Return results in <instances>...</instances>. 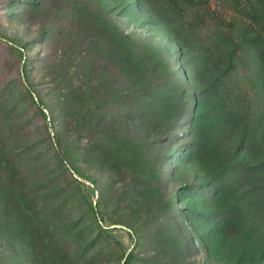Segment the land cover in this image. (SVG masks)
Here are the masks:
<instances>
[{"label": "rangeland", "instance_id": "rangeland-1", "mask_svg": "<svg viewBox=\"0 0 264 264\" xmlns=\"http://www.w3.org/2000/svg\"><path fill=\"white\" fill-rule=\"evenodd\" d=\"M217 60L143 0H0V264H264V174L236 169L258 74L243 53L201 92Z\"/></svg>", "mask_w": 264, "mask_h": 264}, {"label": "trees", "instance_id": "trees-1", "mask_svg": "<svg viewBox=\"0 0 264 264\" xmlns=\"http://www.w3.org/2000/svg\"><path fill=\"white\" fill-rule=\"evenodd\" d=\"M143 1L156 19L169 28L174 39L183 47L193 51L202 63H208L216 56H218V62H225L216 76L203 83L201 92L219 83V79L239 66L243 53L247 55L250 66L258 74V94L261 102L257 114L245 122L239 147L245 155L256 145L264 148V0H230L244 17L234 16L227 21L229 22L227 26L223 25L226 22L224 18L213 12L209 0ZM209 17L219 21L215 43L202 42L201 39L190 40L187 33ZM191 95L195 103L198 94ZM224 98L226 96H223V100L226 102L225 108L228 109L227 107L232 104H228V99ZM190 112L193 121L195 114L193 110ZM230 112L235 113V109L232 108L228 111ZM207 143L204 141L203 134L197 131L192 138L191 148L202 150ZM243 162L245 166L242 165ZM240 163L237 164L236 169L243 167L250 172L264 174V153L249 164L244 159H240Z\"/></svg>", "mask_w": 264, "mask_h": 264}]
</instances>
